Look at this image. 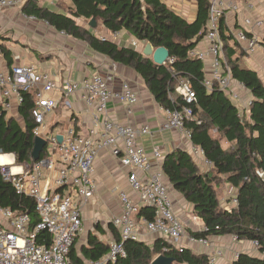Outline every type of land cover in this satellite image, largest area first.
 Wrapping results in <instances>:
<instances>
[{
	"label": "built area",
	"instance_id": "1",
	"mask_svg": "<svg viewBox=\"0 0 264 264\" xmlns=\"http://www.w3.org/2000/svg\"><path fill=\"white\" fill-rule=\"evenodd\" d=\"M45 1L54 6L61 0ZM206 1L208 20L203 39L207 47L204 50L194 48L188 55L200 60L204 68L207 66L204 87L208 91L213 87L222 91L237 105L241 116L250 100L241 104V93L245 89L229 73L219 22L227 14H246L241 27L228 31L226 36L247 56H253L259 49L264 54V13L255 14L257 4L264 10V0H245L244 8L237 0ZM25 2L0 0V14L7 10L21 11ZM20 14L24 20L37 21L32 16L22 12ZM59 33L67 36L63 32ZM133 45L136 46L135 43ZM2 48L0 40V56ZM12 61L6 71L0 70V109L10 113L13 106L18 108L22 103L23 94L32 96L33 108L30 114L35 125L33 136L45 141V156L28 166L17 165L13 154L0 152V157L9 158L8 163L0 164L1 179L18 194L34 200L38 216V221L32 224L26 214L16 215L8 209H0V264H70L69 253L82 231L81 205L94 196V164L105 153L116 160L124 171L127 185L136 200L126 191L118 190L120 210L111 218L110 223L118 233L119 240L109 244L106 257L89 260L84 264H107L124 258L126 254L123 244L126 241H143V228L151 236L165 240L178 249H190L196 245L210 247L211 239L195 238L186 231L177 217L161 168V150L153 146L149 154L140 143V138L152 136L149 127L100 120L110 102L121 104L127 116L133 114L139 100L129 83L123 82L118 89H114L110 87L111 74L97 73L90 79L59 87L48 72L40 71L34 65L20 63L19 55L12 56ZM167 62H170L169 58ZM257 76L264 82V65L257 71ZM78 92L85 107L94 110L91 113L93 126L86 134L70 127L62 135L61 143H58L57 135L45 131L46 118L60 104L69 107L66 97ZM175 92L187 104L194 102L195 96L188 82L179 81ZM162 112L164 119L158 131L177 132L190 140V132L186 130L185 123L191 119V109L187 106H182L180 110L162 108ZM189 154L192 158H201L204 166H211L200 148L193 146ZM258 176L264 179L263 173L259 172ZM231 204L235 205L236 200L232 199ZM141 207L153 211L152 219L137 218ZM232 240L236 241L234 238ZM253 245L256 247L257 244ZM223 256L221 248L213 249L208 254L209 264H216ZM237 257L238 253L234 254V260Z\"/></svg>",
	"mask_w": 264,
	"mask_h": 264
},
{
	"label": "trees",
	"instance_id": "2",
	"mask_svg": "<svg viewBox=\"0 0 264 264\" xmlns=\"http://www.w3.org/2000/svg\"><path fill=\"white\" fill-rule=\"evenodd\" d=\"M196 16L189 22L161 0H70L71 6L63 12L35 5L28 0L21 8L26 16L47 23L57 32L81 41L94 53L113 64L131 69L146 86L155 103L163 109H191V119L185 123L190 132V142L202 150L204 158L211 163L209 170L201 172L186 151L175 149L164 157L161 168L169 190L177 192L192 207L195 217L201 220L200 230L189 232L195 238L231 237L237 242L256 243L258 256L238 253L232 264H264V82L257 73L240 65L238 58L229 52L226 64L231 78L249 92L251 99L246 110L239 108L225 94L213 87L203 85L204 65L189 57L188 53L203 39L208 8L206 0H194ZM61 2V1H60ZM82 19L98 21L111 34L122 30L139 42L149 43L154 49L164 47L169 52V61L155 65L131 47H124L94 35L77 24ZM224 19V18H223ZM221 18L219 31L225 48L226 28ZM8 67L13 63L10 51L2 48ZM189 83L194 93V102L187 104L177 95L179 81ZM33 99L22 95L18 106L21 125L15 118L0 109V152L13 154L17 165H33V129L31 118ZM216 130L229 147L223 148L213 138L210 130ZM45 150L39 159L44 158ZM234 195L227 198L228 207H222L216 195L219 178ZM170 192V191H169ZM232 199L236 204L232 205ZM0 209H8L16 215L26 214L34 224L38 221L35 203L31 198L18 194L0 177ZM153 211L141 207L137 218L152 219ZM98 228V227H97ZM108 229L118 242V233L111 223ZM116 233V235L114 234ZM42 236V235H41ZM40 236V237H41ZM45 237V236H44ZM69 253L70 264H82L84 260H100L108 254L109 245L88 234L86 245L78 252L75 245ZM125 257L107 264H151L157 256L173 259L172 264H209L208 253H194L190 249H178L160 238L150 244L144 241H126ZM165 249V251H163Z\"/></svg>",
	"mask_w": 264,
	"mask_h": 264
},
{
	"label": "crops",
	"instance_id": "3",
	"mask_svg": "<svg viewBox=\"0 0 264 264\" xmlns=\"http://www.w3.org/2000/svg\"><path fill=\"white\" fill-rule=\"evenodd\" d=\"M30 1L37 6L60 13H62L64 9L60 5L61 2H65V8L71 6L70 0H61V2L54 6L48 4L45 0ZM161 1L169 7L167 0ZM237 1L244 8L245 0ZM27 2L28 0L24 3V6ZM173 11L176 12L175 10ZM21 12L22 10H7L0 14V40L4 48L10 51L11 58L14 55H19L20 63L34 65L38 70L48 72L59 87L67 83L81 82L82 80L90 79L91 76L97 73L111 74L112 81L110 82V87L114 89H118L123 82L129 83L135 90L139 100L133 114L127 116L121 104L110 102L106 106V112L100 116V120H109L130 126H148L152 132V136L140 138V143L149 154L153 146H158L161 150L162 162L164 157L175 149H180L187 153L191 152L193 145L190 140L186 139L184 136L173 131H158V126L164 119L162 108L155 103L144 83L131 69L113 64L107 58L92 52L85 43L69 36L60 35V33L53 28L45 26V23L42 21L31 22L24 20L21 17ZM255 12V14L264 13L263 7L257 4ZM176 13L178 14V12ZM245 15L246 14L243 13L227 14L223 19L226 28L225 35L228 31L240 28L242 19ZM195 16L196 9L191 19H185L191 22L194 20ZM78 21L84 25V20H77V24L85 30L92 31L97 37L100 35L99 38L110 40L124 47H131L139 53H141L144 48L145 42L135 40L124 30L111 34L102 24H100L101 28H98V23L95 28H91L89 22H86L89 26L86 28L80 25ZM11 25L19 29L15 31L11 30L12 34H4L6 31L4 28L11 27ZM134 43L136 46L133 45ZM224 43L225 48L223 54L225 60L227 53L230 52L232 58L239 59L241 66L256 73L264 65V54L261 49L253 56H247L231 39L226 38ZM206 47L207 44L205 40L202 39L195 48L204 50ZM27 49H29V51H27ZM6 61L7 58L1 54V71H6L9 68ZM204 72L207 74V66H205ZM250 99L251 96L248 91L245 90L241 93V104L246 103V101ZM65 100L69 103V107L60 104L58 108L46 118L47 126L45 131L48 132V134L62 137L67 129L73 127L76 132L86 134L90 127L93 126L91 113L94 110L85 107L80 99L79 92L66 97ZM10 113V116L13 115L11 117L15 118L21 125L17 106H13ZM56 128H58V130L63 129V132L54 133ZM192 159L201 172L209 170L208 167L204 166L201 158L193 157ZM92 178L95 185L94 196L91 200L81 205L82 231L75 245L78 252L82 246L86 245V240L90 233L96 236L99 241L108 245L115 241L113 233L108 229V225L110 224L111 218L116 216L120 210L117 200L118 190L126 191L136 200L135 194L127 185L124 171L118 165L117 161L106 153L101 154L97 158L94 164ZM169 191L173 201L174 211L184 224L186 231L194 232L200 230L203 224L200 219L193 215L192 207L187 204L177 192L171 189ZM114 234L116 235V233ZM141 237L147 244H150L156 239L154 236L145 232L144 228L141 230ZM210 242V247L204 248L196 245L191 248L194 253H208L213 249L221 248L224 256L218 260L216 264H232L234 261V254L236 253H246L251 256L259 255L257 249L251 242L233 241L232 238L228 236L212 238ZM86 261L87 260H84L82 264Z\"/></svg>",
	"mask_w": 264,
	"mask_h": 264
},
{
	"label": "rangeland",
	"instance_id": "4",
	"mask_svg": "<svg viewBox=\"0 0 264 264\" xmlns=\"http://www.w3.org/2000/svg\"><path fill=\"white\" fill-rule=\"evenodd\" d=\"M194 2H195L194 0L193 1L192 0L191 1L190 0H167V3L169 5V7L168 6L167 7L170 8L171 10H175L176 12H178V14L180 16H183L184 18H186L187 20H189L193 16V14L195 12V9H196V4ZM60 5L63 8H65V2L64 3L61 2ZM78 23L80 25H82L79 21H78ZM83 24H84V25H82L83 27H86V28L89 27L88 26V23L83 22ZM100 24H101L100 21H98V24H97L98 28H101L100 27ZM45 26H46V24H45ZM4 29L6 30L4 32V34H7V33L8 34H12V31L11 30L15 31V30H18L19 28L16 27V26H14V25L13 26L11 25V27H8V28L5 27ZM98 37H100V35H98ZM27 51H29V49H27ZM10 114L11 113H8V116H10ZM11 116H13V115H11ZM21 123H22V120H21ZM55 132H63V129L58 130V128H56L54 130V133ZM210 134H211V136L213 138H215L216 140H218L220 142V144L224 148H227L229 146L228 143L225 141V139H223V137L220 134H218L216 132V130H212L211 129L210 130ZM204 168H206V167H204ZM215 189H216V195H217V198H218V200L220 202V205L222 207H228L227 202H225V201L227 200V198H229L230 196L234 195V190L233 189H228L225 186L222 177L219 178V181H218Z\"/></svg>",
	"mask_w": 264,
	"mask_h": 264
},
{
	"label": "water",
	"instance_id": "5",
	"mask_svg": "<svg viewBox=\"0 0 264 264\" xmlns=\"http://www.w3.org/2000/svg\"><path fill=\"white\" fill-rule=\"evenodd\" d=\"M27 1V0H26ZM89 26L91 28L96 27L95 20L92 19L89 22ZM141 54L146 57L150 58L152 62L157 66H162L166 64L169 58V52L164 47H158L154 49L149 43H145L144 48L141 51ZM58 143H61L62 137L56 136ZM45 147V141L40 137H34L33 139V147L31 151V159L35 162L39 159L40 154L43 152ZM173 259L167 258L165 256H157L151 264H172Z\"/></svg>",
	"mask_w": 264,
	"mask_h": 264
},
{
	"label": "clouds",
	"instance_id": "6",
	"mask_svg": "<svg viewBox=\"0 0 264 264\" xmlns=\"http://www.w3.org/2000/svg\"><path fill=\"white\" fill-rule=\"evenodd\" d=\"M9 162V158L8 157H0V164H4V163H8Z\"/></svg>",
	"mask_w": 264,
	"mask_h": 264
}]
</instances>
